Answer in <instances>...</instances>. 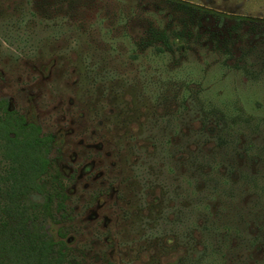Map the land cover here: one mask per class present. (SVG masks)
I'll return each instance as SVG.
<instances>
[{
    "label": "rangeland",
    "instance_id": "rangeland-1",
    "mask_svg": "<svg viewBox=\"0 0 264 264\" xmlns=\"http://www.w3.org/2000/svg\"><path fill=\"white\" fill-rule=\"evenodd\" d=\"M42 1L0 0V98L52 134L58 166L66 176L76 172L68 190L73 219L65 225L80 264L192 262L205 241L192 225L201 227L208 217L193 213L183 192L197 181L190 172L195 164L199 185L209 175L214 185L225 178L235 196L215 195L213 216L219 202L230 203L231 213L251 209L249 240L230 255L231 264H243L245 256L248 264H264V25L250 21H264V0H124L134 11L128 39L99 25H41L53 16ZM103 2L110 13L115 0ZM82 9L81 19L96 21L90 3ZM220 15L227 22L219 23ZM169 29L182 36L172 38L171 55L156 57L143 47L138 59L111 56L127 52L130 42L160 45ZM150 75L165 98L147 113L142 92L155 90L140 83ZM89 76L98 80L94 87L86 84ZM183 83L192 91L184 103ZM206 96L240 110L234 147L217 139L216 121L204 114ZM150 115L157 123H147ZM169 140L172 175L160 168ZM240 197L245 205L238 209ZM50 228L56 235L58 226ZM224 239L218 235L220 244Z\"/></svg>",
    "mask_w": 264,
    "mask_h": 264
},
{
    "label": "trees",
    "instance_id": "trees-1",
    "mask_svg": "<svg viewBox=\"0 0 264 264\" xmlns=\"http://www.w3.org/2000/svg\"><path fill=\"white\" fill-rule=\"evenodd\" d=\"M103 1L106 0H43L42 3L47 7L49 5V8L46 9L51 11L53 16L52 18L48 17L47 22H39V24L99 25L109 35H118L128 39V31L133 28L131 25L133 9L129 8L126 2H123L124 0H115L112 4V11L104 14L106 3ZM37 2H35L34 9L40 10L38 8L40 4ZM87 3H90L96 11V21L81 19L85 11L82 8H85ZM36 13V11H32L30 15L37 16ZM60 13L62 14L61 18L58 16ZM219 17V23L227 22L226 15ZM250 21L251 25H264V21ZM154 36L156 41L158 38L162 40L160 45L145 40L137 43L130 42L125 44L127 52H118L120 55L114 53L111 56L122 58L124 54H128V58L138 59L140 58L139 53L149 48L155 52L156 57H164L166 54L174 53L172 38L180 39L179 37H182L177 29H169L167 33L165 30L158 38L156 34ZM261 37L263 38L262 43H264V32ZM89 67L91 66H87L88 69ZM151 77L153 78L150 75L145 82L140 83V88L145 89L152 85L155 90L151 94L142 92L144 101H148L150 104L149 107H144L147 113L156 110L165 98L160 84L151 81L149 79ZM88 78L91 80L86 84L94 87L98 80L91 76ZM206 78L208 77L203 76L204 80ZM212 78L210 77V80ZM172 79L177 80L173 75ZM174 80L171 82L176 87L178 83L176 84L177 81ZM99 82L101 83V78ZM183 84L187 92V95L182 99L184 103L192 96V91L187 88L188 83ZM206 98L208 102L204 104L206 106L203 107L204 114L206 117L211 114L209 118H214L216 121L214 125L216 126L215 132L218 134L216 135L217 139L228 147H234L237 135L234 128L237 124L236 121L242 118L240 110H235L238 111V114L233 110L230 112L222 101L216 104L209 100L211 97L206 96ZM216 113L217 115H215ZM149 122L157 123V120L150 115L147 117V123ZM54 140L52 134L44 132L41 124L30 122L18 110L11 109L9 99L0 98V264H80L66 239L70 230L69 226L65 225L73 219L72 211L68 205L70 200L68 189L74 180V175L67 177L58 166L59 155L52 156ZM150 140L155 141V136L150 137ZM171 143L170 140L164 142L166 155L160 163V168L165 170L168 175L174 173L171 161L173 147L169 145ZM197 166L195 164L190 167V172L195 175L197 181L195 184H188V188H184L183 192L187 199L190 198L193 213L208 216L205 225L201 227L196 224L192 225L204 231L201 235L205 241L203 242L204 248L197 251V255L192 257V262L185 260L183 264H231L230 255L233 259L234 252L243 248L244 240H249L248 236H244V234L247 231V223L251 219V209L249 208L246 214L238 213L236 210H234L235 213H231L227 209V205L230 203L221 202L220 204L219 202L215 212L218 216H213L209 202L216 200L215 195L219 198L227 196L229 200L232 198L231 201L235 196L232 191L229 193V188L225 186H229L225 184V178L221 180L219 177L221 182L214 185L211 184L212 180L209 178L211 175L209 177L205 175L204 177H208L204 181L206 184L199 185L198 182L202 179L198 180L197 169H194ZM214 166L212 165V172L217 171ZM170 184L173 186V183ZM167 189L171 188L167 187ZM236 203L239 205L231 204L238 209L240 205H245V203H241V197ZM236 207L234 209H237ZM226 212L228 218L232 215L229 220L227 218V221L223 219ZM195 214L192 215V219ZM52 224L58 226L56 235L51 231ZM180 228H183L182 224ZM180 228L177 229L176 234L179 233ZM218 235L225 237L222 244L218 241ZM235 241L237 244L234 243ZM171 242H174V237ZM181 242L180 239L179 243ZM227 248L231 253L229 257L225 252ZM240 253L242 254L241 250ZM248 259L245 256V259L241 261L243 264H248Z\"/></svg>",
    "mask_w": 264,
    "mask_h": 264
},
{
    "label": "flooded vegetation",
    "instance_id": "flooded-vegetation-1",
    "mask_svg": "<svg viewBox=\"0 0 264 264\" xmlns=\"http://www.w3.org/2000/svg\"><path fill=\"white\" fill-rule=\"evenodd\" d=\"M61 169V168H60ZM62 170V169H61ZM63 171V170H62ZM64 173V172H63ZM71 175H74V178H75V175H76V172H73ZM71 175L67 176V177H71ZM69 190V189H68ZM69 194V193H68Z\"/></svg>",
    "mask_w": 264,
    "mask_h": 264
}]
</instances>
